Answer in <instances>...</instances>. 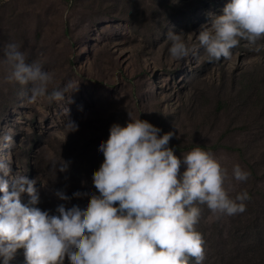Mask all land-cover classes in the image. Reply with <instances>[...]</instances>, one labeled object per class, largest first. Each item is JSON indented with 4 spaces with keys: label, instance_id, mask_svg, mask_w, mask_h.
I'll list each match as a JSON object with an SVG mask.
<instances>
[{
    "label": "rangeland",
    "instance_id": "1",
    "mask_svg": "<svg viewBox=\"0 0 264 264\" xmlns=\"http://www.w3.org/2000/svg\"><path fill=\"white\" fill-rule=\"evenodd\" d=\"M229 2L0 0V136L10 134L14 140L0 147V158L12 166L4 177L9 191L12 177L25 175L37 181L40 202L35 207L53 215L61 204L86 208L90 196L98 195L92 176L104 160L99 145L113 124L125 127L138 118L161 129L160 136L172 132L169 147L190 146L173 150L181 161L201 145H242L245 161L261 166L258 176L247 181H258L264 189V37L256 44L241 39L230 58L212 62L196 38ZM169 31L184 34L187 57L170 58ZM9 43L19 46L28 63L53 74L49 93L73 83L63 100L44 97L28 103L22 95L26 89L7 81L10 69L2 61ZM67 108L78 125L75 132L65 127ZM201 149L227 171L229 197L244 192L247 181H236L232 169L239 165L248 171L247 163L224 148ZM63 161L67 171H56L53 165L58 168ZM185 170L182 163L181 176ZM57 192L69 199H59ZM77 192L86 195L75 198ZM21 200L27 204L30 197L25 193ZM197 207L195 229L204 232L205 249L209 235L215 234L213 244L220 243L218 235L226 241L247 213L217 219L206 205ZM9 264H25L24 250Z\"/></svg>",
    "mask_w": 264,
    "mask_h": 264
},
{
    "label": "clouds",
    "instance_id": "2",
    "mask_svg": "<svg viewBox=\"0 0 264 264\" xmlns=\"http://www.w3.org/2000/svg\"><path fill=\"white\" fill-rule=\"evenodd\" d=\"M262 37L264 0H230L223 15L202 26L196 36L209 62L230 58L231 49L241 39L256 44ZM167 40L171 42V59L189 55L183 33L169 31ZM2 62L10 69L7 81L26 89L22 95L28 103L44 97L61 101L73 88L70 81L63 89L49 93L53 74L37 62L28 63L15 43L4 47ZM66 111L65 127L75 132L78 125L70 119V110ZM160 132L139 118L125 127L113 124L109 138L99 145L103 163L92 176L98 195L92 194L84 209L61 204L55 215L35 207L40 202L36 180L15 175L9 191L4 177L10 176L12 166L0 158L3 264H9L20 249L24 250L25 264H64L65 258L69 264H189L190 258L202 264L205 249L202 235L195 229L200 218L197 205H206L220 219L244 213L250 196L245 191L230 198L224 188L227 171L212 154L196 147L181 161L169 147L173 133L160 136ZM0 142V147L11 144L13 136H0ZM182 163L186 170L181 176ZM53 168L66 172L68 164L63 161ZM250 175L239 165L232 169L238 182H246ZM25 193L30 197L27 204L21 200ZM56 195L61 200L69 199L63 192ZM84 195L73 194L75 198Z\"/></svg>",
    "mask_w": 264,
    "mask_h": 264
},
{
    "label": "trees",
    "instance_id": "3",
    "mask_svg": "<svg viewBox=\"0 0 264 264\" xmlns=\"http://www.w3.org/2000/svg\"><path fill=\"white\" fill-rule=\"evenodd\" d=\"M173 150L183 151L190 146L173 145ZM209 151L224 148L236 152L241 161H245V151L242 145L216 143L201 145ZM248 171L251 175L258 176L261 167L257 163H249ZM250 196L246 201L245 220L242 224L234 225L227 235V240L218 235L219 244H213V236L209 235L208 246L205 249V259L202 264H264V189L258 181H247L244 192ZM204 240V232L201 233ZM189 264H195L192 259Z\"/></svg>",
    "mask_w": 264,
    "mask_h": 264
}]
</instances>
